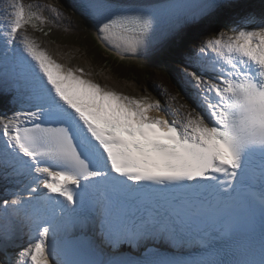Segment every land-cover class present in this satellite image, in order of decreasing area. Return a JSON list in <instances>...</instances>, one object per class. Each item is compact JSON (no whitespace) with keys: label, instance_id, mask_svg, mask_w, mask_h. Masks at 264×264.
<instances>
[{"label":"snow or ice","instance_id":"obj_1","mask_svg":"<svg viewBox=\"0 0 264 264\" xmlns=\"http://www.w3.org/2000/svg\"><path fill=\"white\" fill-rule=\"evenodd\" d=\"M45 8L0 12V94L19 105L0 175L23 178L0 201V264H264V0H82L116 51L182 58L177 109L56 62L24 31Z\"/></svg>","mask_w":264,"mask_h":264},{"label":"trees","instance_id":"obj_2","mask_svg":"<svg viewBox=\"0 0 264 264\" xmlns=\"http://www.w3.org/2000/svg\"><path fill=\"white\" fill-rule=\"evenodd\" d=\"M25 2L46 6L42 11V19L39 21L40 25H43L44 31L55 43L77 49V53L90 60L94 68L100 67V69L111 71L118 78L140 86L150 85L158 73H166L169 83L177 89L183 90L182 80L176 75L177 68L181 70L184 68L181 67L184 64L179 55L165 54L156 56L150 61L141 62L122 61L102 46L82 17L73 13L63 3V0L60 1L62 4L59 7L48 1L25 0ZM57 12L60 15H57ZM184 95L186 96L185 93Z\"/></svg>","mask_w":264,"mask_h":264},{"label":"rangeland","instance_id":"obj_3","mask_svg":"<svg viewBox=\"0 0 264 264\" xmlns=\"http://www.w3.org/2000/svg\"><path fill=\"white\" fill-rule=\"evenodd\" d=\"M51 1L55 4H62L61 0H47ZM4 2V3H3ZM254 4H259L252 2ZM2 5V6H1ZM6 6V0H0V8L3 10V8ZM0 9V11H2ZM73 9V8H72ZM2 16H0V19ZM27 35H30L34 37L35 41L39 44V46L43 50L51 51L50 54L54 53V55H50L49 52H47L56 62L61 64V59L66 62L68 68L72 69H83L84 73L86 74L85 78H90L91 80H95L97 83H100L102 86L115 90L117 92H122L125 95L133 96L137 98H142L144 96H148L151 101L159 100L161 102L162 106L170 107L172 109L180 108L177 105H183L178 99H177V93L178 91L175 89V87L169 83L166 73H158L156 79L152 80L150 82V85L146 86H140L135 83H131L122 79H118L113 75L111 71L100 69V67L94 68L90 60L83 58L78 53H75V50H70L66 47H60L53 45L49 42L48 39L44 38V36H41L34 28H30L29 26L24 29ZM206 37H201V39ZM57 55V56H56ZM126 60H132V61H146L144 58H134V57H126ZM97 67V66H96ZM181 70L177 71L178 75L181 76ZM160 95V96H159ZM175 97V99H173ZM11 110H7L6 112L4 110L0 111V114L7 115V113L11 114ZM0 184H3L2 187H0V201H3L6 197L1 194H8V199H11V196H9V192L12 190V188L9 185H6V180L1 182ZM4 187V189H3Z\"/></svg>","mask_w":264,"mask_h":264},{"label":"bare ground","instance_id":"obj_4","mask_svg":"<svg viewBox=\"0 0 264 264\" xmlns=\"http://www.w3.org/2000/svg\"><path fill=\"white\" fill-rule=\"evenodd\" d=\"M155 1H159V0H145V2L146 3H150V2H155ZM4 3V2H3ZM2 6V5H1ZM2 8V7H1ZM0 8V9H1ZM2 10V9H1ZM2 19V18H1ZM30 36V35H29ZM37 43V42H36ZM38 44V43H37ZM39 45V44H38ZM41 48V47H40ZM42 49V48H41ZM46 52H49V54L51 53V51H48V50H46ZM50 55H54V53H52V54H50ZM57 56V55H56ZM125 56H133V57H135V58H141V57H143L144 59H146V60H151L152 58H154V57H152V58H145L144 56H142V55H123V57H125ZM61 61V65H64L65 67H67V64H66V62H64L62 59L60 60ZM0 98L3 100V101H7V100H9V97L7 96V95H4V94H0ZM175 109V108H174ZM152 115H157V114H159L157 111H153L152 113H151ZM2 177H4V176H2ZM5 179H7L6 177H4ZM10 178V177H9ZM9 181V180H8ZM13 184V183H12ZM12 187H15V186H13L12 185ZM16 234H18L19 236H24V232L22 233L21 231H19V232H16L14 235H16ZM12 242V240L10 241V248L11 247H13L14 246V244L13 243H11ZM23 242V241H22ZM25 243V242H24Z\"/></svg>","mask_w":264,"mask_h":264}]
</instances>
